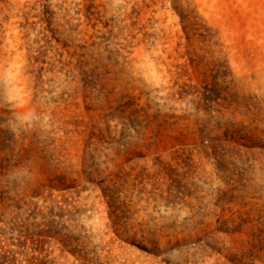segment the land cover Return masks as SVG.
Wrapping results in <instances>:
<instances>
[{
    "label": "rangeland",
    "instance_id": "rangeland-1",
    "mask_svg": "<svg viewBox=\"0 0 264 264\" xmlns=\"http://www.w3.org/2000/svg\"><path fill=\"white\" fill-rule=\"evenodd\" d=\"M0 264H264V0H0Z\"/></svg>",
    "mask_w": 264,
    "mask_h": 264
}]
</instances>
